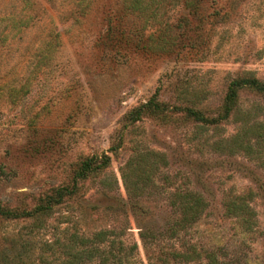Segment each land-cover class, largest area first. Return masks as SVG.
I'll use <instances>...</instances> for the list:
<instances>
[{
	"label": "rangeland",
	"instance_id": "374dc122",
	"mask_svg": "<svg viewBox=\"0 0 264 264\" xmlns=\"http://www.w3.org/2000/svg\"><path fill=\"white\" fill-rule=\"evenodd\" d=\"M250 79L264 0H0V264H264Z\"/></svg>",
	"mask_w": 264,
	"mask_h": 264
},
{
	"label": "trees",
	"instance_id": "16d2710c",
	"mask_svg": "<svg viewBox=\"0 0 264 264\" xmlns=\"http://www.w3.org/2000/svg\"><path fill=\"white\" fill-rule=\"evenodd\" d=\"M247 82L253 88H255L259 91H264V83H261V82L257 81L256 79H250ZM233 84H236V82H234ZM234 92L235 91H229L228 95L226 96V99L228 100V104H230L232 102V98L235 94ZM228 110H229V107H227V111ZM140 112H141V108H136V109H133L132 111H130L129 114L134 119L136 116H138L140 114ZM188 112L191 113L192 115L196 116L197 118H201V116L193 110H189ZM90 161H91V159L85 160L81 174H85L84 169L90 168ZM107 164H108V157H104L102 159L101 163L99 164V166L104 167ZM71 190H73V188L68 189L66 187H58L55 190V195L52 197V199L54 200V202H58L59 200H61V198L63 197L64 194L70 193ZM236 199L237 198H235V199L233 198L228 202L227 206H228L229 212L232 214L243 213L244 214V217H243L244 220H242V221L247 222L246 224H250L251 222L249 221V217H251V213L246 209L245 205L242 202H240L239 200H237L238 201L237 202ZM202 204H203V202L199 198H193L192 200L190 199V201L188 200V202H185L181 206V210H182V213L184 215L183 216L184 220L189 221V219H192L193 214H195L196 210H198L199 208L202 207ZM0 214L10 215L12 213L9 210L4 209L0 205Z\"/></svg>",
	"mask_w": 264,
	"mask_h": 264
}]
</instances>
